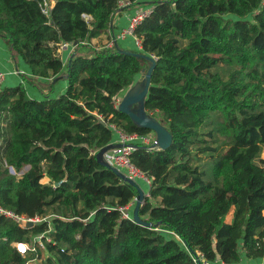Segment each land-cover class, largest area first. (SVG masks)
Wrapping results in <instances>:
<instances>
[{
	"label": "trees",
	"instance_id": "trees-1",
	"mask_svg": "<svg viewBox=\"0 0 264 264\" xmlns=\"http://www.w3.org/2000/svg\"><path fill=\"white\" fill-rule=\"evenodd\" d=\"M119 1L54 0L45 15L42 0H0L11 56L34 77L65 68L67 80L57 97H29L27 77L0 91V205L40 219L0 215V264L262 262L264 0H155L134 29L135 51L156 56L146 111L173 136L166 150L137 144L130 156L150 180L139 215L158 228L122 217L137 191L96 158L114 129L152 133L116 106L150 65L106 47ZM59 42L75 47L65 66Z\"/></svg>",
	"mask_w": 264,
	"mask_h": 264
},
{
	"label": "crops",
	"instance_id": "crops-1",
	"mask_svg": "<svg viewBox=\"0 0 264 264\" xmlns=\"http://www.w3.org/2000/svg\"><path fill=\"white\" fill-rule=\"evenodd\" d=\"M53 3H54V0H53ZM150 4H151L150 0L134 1V3L124 5L121 9H119L118 11L114 13L112 20L110 22V28L108 29V40L113 39V36H116L118 34V38L114 42L115 47L117 48L119 47V48L127 49V50H133V51L138 49V47L136 46V41H135L134 36L126 35V36L119 37V34L123 28L129 25L130 17H132L135 14L136 9L138 7H141V6L145 7ZM93 42L95 43L96 40H93ZM74 49L75 47H68L66 49L55 51V55L58 56L62 60L63 66L66 65L70 56L75 52ZM78 52L84 53L85 51H81V49H78ZM64 70L65 68H63L59 74L53 77L47 78V79L41 78V77H34L28 65L25 64L21 58H14L11 56L4 40L0 37V71L5 73L3 88L18 84L24 80L23 77L25 78L27 77L33 80V83H28L24 81V85H25V88H26V91L29 97L35 98V99H42L45 95L54 97V96H57L63 93L67 87V80L64 75ZM143 72H141L137 78H139L141 74L145 73ZM120 93L116 97V106L118 105L123 95ZM0 126L2 127L5 126L1 118H0ZM114 135H116V137ZM112 142L114 143L121 142L118 130L114 129ZM26 169L27 168L25 167L24 170ZM120 170L124 172V174L127 173V171L123 168H120ZM135 181L139 183L140 187L142 188L146 196H148L150 182H148L147 180L143 178L141 179L139 177ZM134 207H135V204L133 203L131 207L129 208L130 215L133 212ZM32 263L34 264V261ZM245 263L248 264L247 260Z\"/></svg>",
	"mask_w": 264,
	"mask_h": 264
},
{
	"label": "water",
	"instance_id": "water-1",
	"mask_svg": "<svg viewBox=\"0 0 264 264\" xmlns=\"http://www.w3.org/2000/svg\"><path fill=\"white\" fill-rule=\"evenodd\" d=\"M118 51L142 56L150 62V65L146 70L144 68L142 69V72L144 71L145 73L143 72L144 74H141V76L136 79L133 85L121 91L120 94L123 95L117 105V109L123 114L128 115L131 121L134 123V125H136L140 129L151 131L156 136V143L153 144L151 147H147L148 150L158 151V150H166L170 148L173 143V136L170 134L169 130L161 123L159 119L157 120L152 115H149L146 111V100L152 82V73H153L152 71L156 64L155 58L146 53L122 49L119 47H118ZM122 145L123 143L111 142L97 151L96 158L101 165L110 168L124 182L133 186L136 189L137 195L134 201L135 207L132 212L131 219H133L135 223L142 224L145 227L152 228L153 226H155V228H158L160 227L161 223L154 225L153 223L142 219L139 215V210L142 204L144 203L146 197V194L140 187L139 183H137L134 179L129 178L126 174H124V172L112 166L104 159L103 155L106 151L116 147H120ZM137 147L138 145L137 146L134 145L135 149ZM25 167L28 168V166ZM9 171L11 173L14 172L12 167H9ZM33 224H34L33 221H28L26 226H31Z\"/></svg>",
	"mask_w": 264,
	"mask_h": 264
},
{
	"label": "built area",
	"instance_id": "built-area-1",
	"mask_svg": "<svg viewBox=\"0 0 264 264\" xmlns=\"http://www.w3.org/2000/svg\"><path fill=\"white\" fill-rule=\"evenodd\" d=\"M155 0H150V2H154ZM120 6L123 7L124 5L130 4L128 0H120L119 1ZM53 5V0H42L40 7L42 12L45 15H48L49 10L51 9ZM153 4H150L148 6H141L136 9L135 14L130 17L129 25L125 28H123L119 34V37L126 36V35H132L135 38L136 46L138 48H141V43L138 37L135 35V27L146 17H148L153 12ZM118 38V34L116 36H113V39H109V41L106 44L107 48H112L114 46V42ZM68 47H74V44H71L69 42H59L56 44L55 51H59L61 49H66ZM154 58H156L155 55H151ZM5 79V73L0 71V91L3 89V83ZM121 142L123 143L122 146L116 147L113 149H110L104 153V159L111 164L112 166L118 168H123L127 171L126 175L129 178H132L136 180L138 177L143 178L150 182V180L145 177L139 170H137L134 165L131 162V154L135 151L134 145L137 146V144L144 145L146 147H151L153 144L156 143V136L153 133H147V134H124L119 131ZM134 203V202H133ZM129 204L128 206H122L120 207V211L122 213V217L130 218L129 214V208L133 204ZM135 204V203H134ZM0 215L7 217L20 226H26L28 221H33L34 223L39 221V218H29L24 215L17 214L15 212H12L10 210H7L3 208L0 205ZM41 235H38L36 237V240H40ZM13 246L16 248V250L22 255L25 256L27 252L30 250V246L28 243L25 242H13ZM33 249V248H32ZM204 263L206 262L205 259H203ZM33 259H27L23 264H32ZM257 264H264V257L263 261Z\"/></svg>",
	"mask_w": 264,
	"mask_h": 264
},
{
	"label": "rangeland",
	"instance_id": "rangeland-1",
	"mask_svg": "<svg viewBox=\"0 0 264 264\" xmlns=\"http://www.w3.org/2000/svg\"><path fill=\"white\" fill-rule=\"evenodd\" d=\"M15 85H17V84H15ZM15 85H13V86H15ZM9 87H11V86H9ZM58 96V95H57ZM57 96H54V97H57ZM160 117V116H159ZM160 119V118H159ZM115 137H116V135H114ZM20 173H18V175H19ZM229 219V218H228ZM44 256V255H43ZM39 263V261L37 262V263H34V264H38ZM33 264V263H32Z\"/></svg>",
	"mask_w": 264,
	"mask_h": 264
},
{
	"label": "bare ground",
	"instance_id": "bare-ground-1",
	"mask_svg": "<svg viewBox=\"0 0 264 264\" xmlns=\"http://www.w3.org/2000/svg\"><path fill=\"white\" fill-rule=\"evenodd\" d=\"M142 179V178H141Z\"/></svg>",
	"mask_w": 264,
	"mask_h": 264
}]
</instances>
